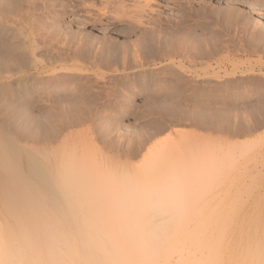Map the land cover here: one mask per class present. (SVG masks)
<instances>
[{"label":"rangeland","instance_id":"374dc122","mask_svg":"<svg viewBox=\"0 0 264 264\" xmlns=\"http://www.w3.org/2000/svg\"><path fill=\"white\" fill-rule=\"evenodd\" d=\"M52 1L36 12L51 24L35 29L39 42H23L26 48L16 30L0 28L9 40L0 39V54L15 58L0 56V139L8 155L24 161L32 148L67 147L85 171L99 162L95 168L117 181L130 174L141 182L152 162L161 169L155 180L163 179L175 163L187 168L184 160L194 164L186 170H198L204 154L225 165L205 175L206 196L186 187L185 196L190 189L200 196L188 201H222L224 230L243 229L244 209L257 201L264 234V0ZM229 158L245 162L231 167Z\"/></svg>","mask_w":264,"mask_h":264},{"label":"bare ground","instance_id":"6f19581e","mask_svg":"<svg viewBox=\"0 0 264 264\" xmlns=\"http://www.w3.org/2000/svg\"><path fill=\"white\" fill-rule=\"evenodd\" d=\"M52 2V0H0V28L10 26L8 29L18 32L13 38L18 41L23 38V41L19 42L31 46L35 41L39 42L37 40L39 33H36L35 29L51 26L50 22H44L40 16L36 17V12L50 9ZM6 41H9L8 38ZM9 46L8 49L11 48ZM38 46L40 45L36 46V52L40 50ZM21 48L22 45L19 50ZM0 56L5 57L1 54ZM5 59L8 60L7 57ZM11 60H8V63ZM244 109L248 110V107L245 106ZM247 115L250 116L249 114L245 116ZM259 136L261 138V135ZM4 143L1 140L0 264H264V238L262 239L264 234L261 233L260 225L256 223L262 208L256 205L257 201L250 202L244 209L243 229L230 228L231 225L225 230L221 228L220 220H224L225 217L227 220L228 214L219 209L222 201H195L200 197V192H203L202 189H205L206 176L214 177V173L217 172L215 169L219 170L218 165H221L220 169L225 165L222 161L215 163L213 158L209 160L205 159L204 154L201 156L196 154L197 160L200 161L194 163L196 167L199 165V168L192 172L195 170V167L190 169L193 168L190 167L193 163L183 159L186 167L189 165L190 171L186 170L188 167L184 168L185 170L181 167L182 170L179 167L182 161L179 159L177 161L179 168L174 169L175 163L172 169H167L169 172L166 170L168 174L165 175V180L162 179V175H160L162 177L158 175L160 178L157 177L158 180H155L154 173L160 174L161 169L157 172L155 168L152 170L151 167H154L152 162L149 164L150 167H147L148 171H141L144 173V177L140 174L141 182L137 181V176L129 179L130 174L122 176V180L117 181V177H112L113 174L111 175L108 170L106 172H109L108 175H105L103 168H95L99 165L96 160L97 164H92L94 168L90 169L88 166L85 171L84 164L80 162L84 165L81 166L79 161L76 163L77 160H72L75 158L74 154L67 153L69 151L67 147L57 148L52 152L51 149L50 152L45 149L46 152H36V149L32 148L29 153H24L26 160L23 161L21 153L19 154L21 159L18 156L10 157L8 148L4 146V150L2 147ZM67 154L72 157H68ZM191 156V160L188 159L190 161ZM194 157L193 160L196 158ZM201 157L213 163L209 162L208 165L206 161L201 162V159L203 161ZM68 158L74 162L68 161ZM229 159H233V162L229 160L231 167L244 160ZM86 172L96 175L94 177L90 175L91 180L89 177L86 180ZM147 174L154 176L149 180ZM153 183L158 187H154ZM188 186L201 188L198 190L199 197L191 193L194 189L185 190V193L190 191V196H185L184 189ZM94 191H97V194ZM184 196L187 199L183 198ZM194 196L195 200L188 201V198L193 199ZM95 198H98V203ZM92 201L98 204V209H95L94 205V210H98L96 211L98 216L96 212L92 213ZM87 208L88 211L91 209L90 212H87ZM94 214L96 218L93 217Z\"/></svg>","mask_w":264,"mask_h":264}]
</instances>
